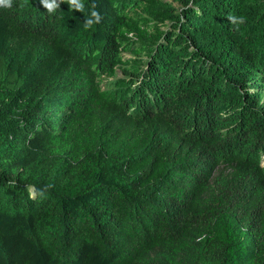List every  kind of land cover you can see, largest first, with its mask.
I'll list each match as a JSON object with an SVG mask.
<instances>
[{
	"label": "trees",
	"instance_id": "obj_1",
	"mask_svg": "<svg viewBox=\"0 0 264 264\" xmlns=\"http://www.w3.org/2000/svg\"><path fill=\"white\" fill-rule=\"evenodd\" d=\"M175 1L0 8V264H264V0Z\"/></svg>",
	"mask_w": 264,
	"mask_h": 264
},
{
	"label": "clouds",
	"instance_id": "obj_2",
	"mask_svg": "<svg viewBox=\"0 0 264 264\" xmlns=\"http://www.w3.org/2000/svg\"><path fill=\"white\" fill-rule=\"evenodd\" d=\"M14 0H0V8H12ZM40 4L46 9L47 13L54 14L58 8H60L61 3H67L69 5L70 10H76L79 12L85 11V5L82 0H39ZM103 20V16L99 11H97V5L95 3L92 4L90 13L86 16L85 22L83 26L87 29L92 27L95 24L101 23ZM227 20L230 25H232L236 30H239V27L246 23V17L235 16L229 14L227 16ZM52 187V185L46 186L45 189L40 191V195L44 196L47 188ZM30 197L33 196V193L30 192Z\"/></svg>",
	"mask_w": 264,
	"mask_h": 264
},
{
	"label": "rangeland",
	"instance_id": "obj_3",
	"mask_svg": "<svg viewBox=\"0 0 264 264\" xmlns=\"http://www.w3.org/2000/svg\"><path fill=\"white\" fill-rule=\"evenodd\" d=\"M165 1H169V2H172L174 5H178V2L177 1H175V0H165ZM126 53H128V52H126Z\"/></svg>",
	"mask_w": 264,
	"mask_h": 264
}]
</instances>
